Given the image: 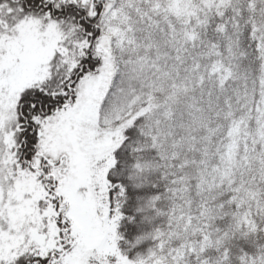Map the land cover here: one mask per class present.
<instances>
[{"label":"snow or ice","instance_id":"1","mask_svg":"<svg viewBox=\"0 0 264 264\" xmlns=\"http://www.w3.org/2000/svg\"><path fill=\"white\" fill-rule=\"evenodd\" d=\"M0 264H264V0H0Z\"/></svg>","mask_w":264,"mask_h":264}]
</instances>
